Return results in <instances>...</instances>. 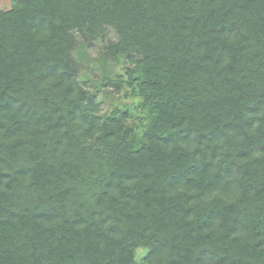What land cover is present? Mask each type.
<instances>
[{"label":"trees","instance_id":"16d2710c","mask_svg":"<svg viewBox=\"0 0 264 264\" xmlns=\"http://www.w3.org/2000/svg\"><path fill=\"white\" fill-rule=\"evenodd\" d=\"M104 27L106 59L139 70L138 146L77 80L73 31ZM262 188L264 0L0 10V264H264Z\"/></svg>","mask_w":264,"mask_h":264},{"label":"rangeland","instance_id":"374dc122","mask_svg":"<svg viewBox=\"0 0 264 264\" xmlns=\"http://www.w3.org/2000/svg\"><path fill=\"white\" fill-rule=\"evenodd\" d=\"M14 1L0 0V10H9ZM104 31V37H101L98 32L95 33L94 37H89L88 34L84 35L78 31H73L76 40L72 56L79 68L77 80L92 95L94 103L99 107L97 114L101 117L109 114L115 107L126 111L127 126L131 129L129 141H132L134 146H138L143 140L142 135L146 130V120L142 118L143 116L141 119L139 118V113L136 109L138 101L132 96L130 87L125 85V81L128 76L126 67L133 70V78L139 76V70L135 64L128 66L125 56H119L114 60L106 59L104 47L108 42H114L117 37L110 27H104ZM119 81H124V83L121 84L120 82V86H116ZM249 175L252 176L251 179L250 177L247 178L246 175L244 177L242 174L238 181L240 185L247 186L251 184L253 189V181L257 180L253 177V174ZM255 199V203L257 204L258 201V205L262 208L264 196L262 195ZM147 253L148 247L143 244L137 245L134 248L135 261L140 262Z\"/></svg>","mask_w":264,"mask_h":264}]
</instances>
